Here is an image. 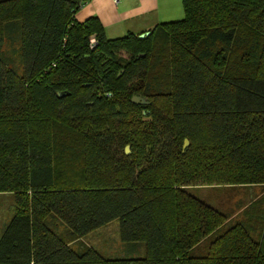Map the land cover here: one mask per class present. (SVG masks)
Instances as JSON below:
<instances>
[{
    "label": "trees",
    "instance_id": "16d2710c",
    "mask_svg": "<svg viewBox=\"0 0 264 264\" xmlns=\"http://www.w3.org/2000/svg\"><path fill=\"white\" fill-rule=\"evenodd\" d=\"M88 1L0 0V264H264V0H182L144 38ZM237 186L227 210L190 191ZM115 219L142 256L69 245Z\"/></svg>",
    "mask_w": 264,
    "mask_h": 264
},
{
    "label": "rangeland",
    "instance_id": "374dc122",
    "mask_svg": "<svg viewBox=\"0 0 264 264\" xmlns=\"http://www.w3.org/2000/svg\"><path fill=\"white\" fill-rule=\"evenodd\" d=\"M126 35V34H125ZM124 35H121L122 37ZM117 38V37H112ZM8 53L12 54V57L16 64H18L17 48L12 45H5L3 47ZM189 144V142H188ZM187 144V146H188ZM126 152V151H125ZM72 156L67 160L65 165L73 166ZM65 175V174H62ZM192 193L196 194L199 198L205 200L210 205L220 208L221 210H227L228 208L234 209L236 202L243 200L248 202L250 198L248 189L246 187H216L200 189H191ZM261 186H253L252 193L258 196L261 193ZM13 195L9 192H0V231L4 224L11 218L13 214ZM236 211V209L234 210ZM65 230L59 228L58 232L64 233ZM69 240V245L76 250H84L85 248H91L96 251L102 258L105 259H117L121 256L138 257L144 254L145 247L142 243L130 244L122 241L119 233V221L117 219L100 226L84 236L73 238L65 235Z\"/></svg>",
    "mask_w": 264,
    "mask_h": 264
},
{
    "label": "crops",
    "instance_id": "0c3cea01",
    "mask_svg": "<svg viewBox=\"0 0 264 264\" xmlns=\"http://www.w3.org/2000/svg\"><path fill=\"white\" fill-rule=\"evenodd\" d=\"M183 15L182 0H89L75 13V19L83 22L96 16L107 38H112L129 32L141 34Z\"/></svg>",
    "mask_w": 264,
    "mask_h": 264
},
{
    "label": "water",
    "instance_id": "95a60500",
    "mask_svg": "<svg viewBox=\"0 0 264 264\" xmlns=\"http://www.w3.org/2000/svg\"><path fill=\"white\" fill-rule=\"evenodd\" d=\"M150 34V31H146L144 33H141L138 35L139 38H144L145 36L149 35ZM143 55V54H142ZM60 95V94H59ZM131 101L133 103H140V104H146L147 103V100H145L144 98L140 97V96H133L131 98ZM188 144V141L187 139L184 140V147H186ZM125 151L128 153L129 152V147L126 146L125 147Z\"/></svg>",
    "mask_w": 264,
    "mask_h": 264
},
{
    "label": "built area",
    "instance_id": "2783aa9c",
    "mask_svg": "<svg viewBox=\"0 0 264 264\" xmlns=\"http://www.w3.org/2000/svg\"><path fill=\"white\" fill-rule=\"evenodd\" d=\"M115 2H117L118 0H114ZM91 44H94V39H91Z\"/></svg>",
    "mask_w": 264,
    "mask_h": 264
}]
</instances>
